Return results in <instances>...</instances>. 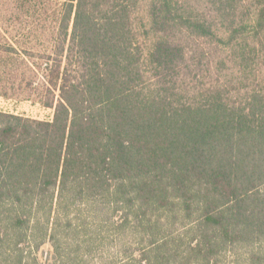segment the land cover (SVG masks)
Wrapping results in <instances>:
<instances>
[{"label":"trees","instance_id":"obj_1","mask_svg":"<svg viewBox=\"0 0 264 264\" xmlns=\"http://www.w3.org/2000/svg\"><path fill=\"white\" fill-rule=\"evenodd\" d=\"M11 2L32 46L0 42V94L53 114L0 109V264L264 248V0Z\"/></svg>","mask_w":264,"mask_h":264},{"label":"rangeland","instance_id":"obj_2","mask_svg":"<svg viewBox=\"0 0 264 264\" xmlns=\"http://www.w3.org/2000/svg\"><path fill=\"white\" fill-rule=\"evenodd\" d=\"M0 2H4V0H0ZM11 7H14V0L11 2ZM9 17H13L11 22H7ZM27 18L28 17L25 14L19 15L2 9V5L0 4V42L16 43L20 49L22 47H31L32 44L27 43L31 30V23ZM0 109L41 119L50 118L53 114V109L45 108L32 100H26L19 96L7 97L1 94ZM83 221L84 217L76 220L78 223H82ZM78 230L82 231L80 233L82 239L83 233H85L86 229L79 228ZM91 230L95 231V228L89 227V231ZM108 234L111 233L107 231V235ZM105 235L106 232L103 231L102 240ZM126 240L133 245H139L140 247L146 246L145 243L143 244L141 242V238L139 236H131ZM248 252H255L258 254L264 252V248L257 246H240L231 250H227L219 256V264H248L246 259ZM33 253L37 256L39 263L41 262L42 264H48L52 262L53 251L49 243L43 245L39 251H33ZM34 254L32 255L29 253L25 258L24 264H36L33 258ZM124 260L125 257H121L118 259V262L123 263ZM102 262H104V260L94 251L90 256L85 257L83 264H101Z\"/></svg>","mask_w":264,"mask_h":264}]
</instances>
